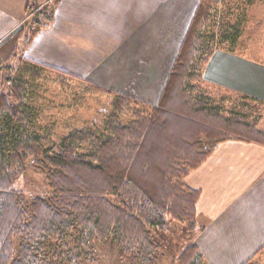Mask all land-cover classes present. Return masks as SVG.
Returning <instances> with one entry per match:
<instances>
[{"label": "trees", "instance_id": "obj_1", "mask_svg": "<svg viewBox=\"0 0 264 264\" xmlns=\"http://www.w3.org/2000/svg\"><path fill=\"white\" fill-rule=\"evenodd\" d=\"M46 1L30 0V17L0 45L1 71L10 68L22 37L26 46L51 24L53 8ZM221 2L200 1L157 104L140 108L134 98L115 93L107 136L74 130L49 146L48 135L31 128L29 82L22 74L5 76L10 89L4 90L1 81L0 264L94 263V241H111L123 262L155 264L160 248L156 232H168L172 220L190 232L197 228L201 190L186 183L189 174L223 142L264 145V105L204 79L210 56L219 49L215 25ZM221 31L218 41L236 43L238 24L222 25ZM22 60L33 79L42 75L36 64ZM84 83L88 92L114 94ZM232 93L240 98L233 100ZM244 100L253 102L258 114ZM123 116H131L130 121ZM29 159L47 181V196L27 200L14 188ZM177 262L207 264L196 242Z\"/></svg>", "mask_w": 264, "mask_h": 264}, {"label": "crops", "instance_id": "obj_2", "mask_svg": "<svg viewBox=\"0 0 264 264\" xmlns=\"http://www.w3.org/2000/svg\"><path fill=\"white\" fill-rule=\"evenodd\" d=\"M29 1L0 0V45L23 26ZM200 1L49 0L53 20L25 46L23 57L111 90L126 88L135 77L149 84L162 72L152 58H166L175 47L177 55ZM203 75L213 86L264 105L263 61L219 48ZM165 76L153 104L169 72ZM185 181L201 190L195 242L205 262H256L264 250V145L223 142Z\"/></svg>", "mask_w": 264, "mask_h": 264}, {"label": "rangeland", "instance_id": "obj_3", "mask_svg": "<svg viewBox=\"0 0 264 264\" xmlns=\"http://www.w3.org/2000/svg\"><path fill=\"white\" fill-rule=\"evenodd\" d=\"M29 17L30 15L27 14L25 21ZM237 24L239 32L235 44L218 41L223 34L222 25L231 27ZM215 27H217L215 31L218 48L232 49L245 54L247 57L264 62V0H222L216 11ZM259 46L261 50L256 51L255 49ZM24 48L25 42L22 37L19 42V50L10 59V68L6 71L0 70V83L3 81L4 90L10 89V83L4 80L7 74H12V76H21L22 74L29 82L27 104L31 114V128L41 134L48 135L49 146L60 143L64 136L74 130H90L96 135L107 136L106 122L112 113L115 93L126 92L128 96L139 103L140 108L155 105L153 103L157 99L159 88L165 80V75H168V72L170 74L177 56L174 54L178 49L175 47V49L170 50L166 58H152V61L159 64L160 70L162 69L160 80H155V74H152V79L148 84L140 77H135L130 82L125 83L126 88L112 90L114 94H107L88 92L85 89V79H73L71 77L64 79L53 70L41 68L42 66L38 67L37 64L33 65L41 69L42 75L33 79L24 71V67H26V64L22 63ZM230 97L233 100L240 98L238 94L234 93L230 94ZM244 101L247 102L248 107L253 108L252 111L258 114L259 108L257 109L253 102ZM226 105L231 106L230 102ZM130 119L131 116H123L124 122H129ZM260 127L264 129L263 119L260 120ZM14 188L21 190L27 200H32L35 196H47L49 194L47 181L37 171L33 159L27 161L25 172L16 181ZM199 229L198 224L197 228L190 232L184 225L172 220L168 232H156L160 248L155 264H178L177 259L180 253L190 243L195 242ZM93 248L96 261L94 263L82 261L80 264H129L128 261L123 262L119 259L117 247L111 241H94ZM260 254L261 256L254 264H264V250Z\"/></svg>", "mask_w": 264, "mask_h": 264}]
</instances>
